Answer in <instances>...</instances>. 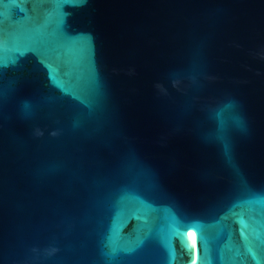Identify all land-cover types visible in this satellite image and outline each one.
I'll return each mask as SVG.
<instances>
[{"label":"water","instance_id":"water-1","mask_svg":"<svg viewBox=\"0 0 264 264\" xmlns=\"http://www.w3.org/2000/svg\"><path fill=\"white\" fill-rule=\"evenodd\" d=\"M0 264H264V0H0Z\"/></svg>","mask_w":264,"mask_h":264}]
</instances>
